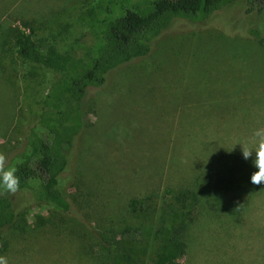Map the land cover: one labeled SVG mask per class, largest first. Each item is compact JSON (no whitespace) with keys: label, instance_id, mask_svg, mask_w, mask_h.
Instances as JSON below:
<instances>
[{"label":"rangeland","instance_id":"rangeland-1","mask_svg":"<svg viewBox=\"0 0 264 264\" xmlns=\"http://www.w3.org/2000/svg\"><path fill=\"white\" fill-rule=\"evenodd\" d=\"M94 2L0 0L4 163L23 149L55 78L17 56L15 30L33 28L41 50L52 44L67 51L85 33L78 13ZM244 9L238 0L202 22L178 23L152 41L147 56L121 65L105 86L90 91L92 125L76 138L64 174L70 211L36 204L28 191L8 193L25 212L23 231L0 235V256L8 264H94L102 239L125 228L142 233L128 239L136 250L154 253L163 244L150 234L162 211H170L172 224L195 216L179 209L174 197L201 189L220 155L242 156L241 147H251L253 133L264 130V11ZM245 199L233 212L199 213L179 264H264V184Z\"/></svg>","mask_w":264,"mask_h":264},{"label":"trees","instance_id":"trees-1","mask_svg":"<svg viewBox=\"0 0 264 264\" xmlns=\"http://www.w3.org/2000/svg\"><path fill=\"white\" fill-rule=\"evenodd\" d=\"M237 1L95 0L78 13L77 21L85 33L67 51L52 44L41 50L32 39L33 28L28 32L15 30L17 56L55 74L23 149L3 165L17 169L18 191L30 192L36 204L63 213L70 211L71 202L63 190L64 174L71 166L76 138L92 125L90 111L95 100L89 97L90 91L105 86L107 76L121 65L147 56L152 41L178 23L202 22ZM241 1L245 14L264 11V0ZM249 32L259 36L255 30ZM254 171L252 163L240 155H220L204 173L201 189H184L174 197L179 209L195 216L174 224L169 221L170 211H162L157 217L158 225L150 238L163 245L154 253L136 250L128 241L141 238L136 229H112V234L99 243L94 264H179L188 252L190 228L199 213L233 212L242 205L243 197L250 201L261 191V185L249 181ZM220 202L226 207L219 208ZM24 216L8 193H0V235L5 230L23 231Z\"/></svg>","mask_w":264,"mask_h":264},{"label":"clouds","instance_id":"clouds-1","mask_svg":"<svg viewBox=\"0 0 264 264\" xmlns=\"http://www.w3.org/2000/svg\"><path fill=\"white\" fill-rule=\"evenodd\" d=\"M254 143L250 147L247 143L241 147L242 158L248 160L253 156L252 166L256 169L250 177L249 181L252 185L264 184V130L258 129L253 133ZM5 157L0 155V193L14 194L19 190L20 178L17 176V169L3 167ZM0 264H8V260L4 256H0Z\"/></svg>","mask_w":264,"mask_h":264}]
</instances>
